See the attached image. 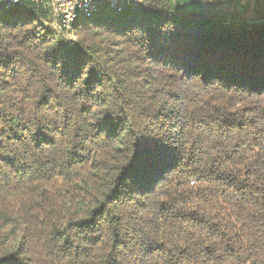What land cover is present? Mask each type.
I'll list each match as a JSON object with an SVG mask.
<instances>
[{
  "label": "trees",
  "instance_id": "16d2710c",
  "mask_svg": "<svg viewBox=\"0 0 264 264\" xmlns=\"http://www.w3.org/2000/svg\"><path fill=\"white\" fill-rule=\"evenodd\" d=\"M201 5L0 11V264H264V23Z\"/></svg>",
  "mask_w": 264,
  "mask_h": 264
},
{
  "label": "built area",
  "instance_id": "2783aa9c",
  "mask_svg": "<svg viewBox=\"0 0 264 264\" xmlns=\"http://www.w3.org/2000/svg\"><path fill=\"white\" fill-rule=\"evenodd\" d=\"M234 2L255 1V0H233ZM144 0H0V10H7L12 7H20L26 3H33L44 10H48L52 20L51 24L58 34L64 36L69 33L76 19L89 17L93 14L121 11L124 8L135 9ZM99 10V11H98ZM44 25L47 23L43 22Z\"/></svg>",
  "mask_w": 264,
  "mask_h": 264
},
{
  "label": "rangeland",
  "instance_id": "374dc122",
  "mask_svg": "<svg viewBox=\"0 0 264 264\" xmlns=\"http://www.w3.org/2000/svg\"><path fill=\"white\" fill-rule=\"evenodd\" d=\"M200 7L197 18L203 22L264 23V0L241 1L239 3H235L233 0H202ZM96 19L99 18H94V20ZM45 23H47L46 26L56 30L51 24L52 22L46 21ZM63 34L64 39L77 41V37L72 30Z\"/></svg>",
  "mask_w": 264,
  "mask_h": 264
},
{
  "label": "water",
  "instance_id": "95a60500",
  "mask_svg": "<svg viewBox=\"0 0 264 264\" xmlns=\"http://www.w3.org/2000/svg\"><path fill=\"white\" fill-rule=\"evenodd\" d=\"M0 11H4V10H0Z\"/></svg>",
  "mask_w": 264,
  "mask_h": 264
}]
</instances>
